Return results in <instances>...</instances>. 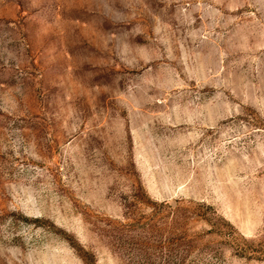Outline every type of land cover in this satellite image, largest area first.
<instances>
[{
    "label": "rangeland",
    "instance_id": "374dc122",
    "mask_svg": "<svg viewBox=\"0 0 264 264\" xmlns=\"http://www.w3.org/2000/svg\"><path fill=\"white\" fill-rule=\"evenodd\" d=\"M0 264H264V0H0Z\"/></svg>",
    "mask_w": 264,
    "mask_h": 264
}]
</instances>
